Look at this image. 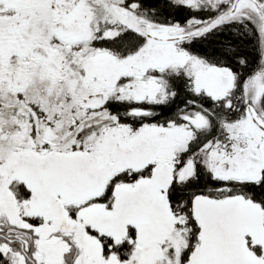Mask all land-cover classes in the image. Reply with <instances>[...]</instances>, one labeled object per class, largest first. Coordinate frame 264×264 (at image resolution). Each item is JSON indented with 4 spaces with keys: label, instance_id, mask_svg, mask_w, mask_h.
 I'll use <instances>...</instances> for the list:
<instances>
[{
    "label": "snow or ice",
    "instance_id": "snow-or-ice-1",
    "mask_svg": "<svg viewBox=\"0 0 264 264\" xmlns=\"http://www.w3.org/2000/svg\"><path fill=\"white\" fill-rule=\"evenodd\" d=\"M0 264H264V0H0Z\"/></svg>",
    "mask_w": 264,
    "mask_h": 264
}]
</instances>
